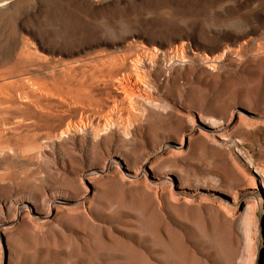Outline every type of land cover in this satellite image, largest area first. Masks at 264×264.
<instances>
[{
    "label": "rangeland",
    "instance_id": "374dc122",
    "mask_svg": "<svg viewBox=\"0 0 264 264\" xmlns=\"http://www.w3.org/2000/svg\"><path fill=\"white\" fill-rule=\"evenodd\" d=\"M0 9V264H264V0Z\"/></svg>",
    "mask_w": 264,
    "mask_h": 264
},
{
    "label": "bare ground",
    "instance_id": "6f19581e",
    "mask_svg": "<svg viewBox=\"0 0 264 264\" xmlns=\"http://www.w3.org/2000/svg\"><path fill=\"white\" fill-rule=\"evenodd\" d=\"M6 4V3H5ZM13 6H11V8H12ZM15 7V6H14ZM1 10V9H0ZM14 10V9H13ZM34 28V27H33ZM39 38V37H38ZM42 41V40H41ZM28 43V42H27ZM44 44V43H43ZM26 49V48H25ZM32 50V49H31ZM28 52V51H27ZM32 52V51H31ZM57 52V51H56ZM27 54V53H26ZM157 54V53H156ZM32 55V54H31ZM35 55H37V54H35ZM44 57H45V55H43ZM121 59V58H120ZM132 64V63H131ZM125 65V64H124ZM67 67V66H66ZM68 68H69V66H68ZM117 68V67H116ZM62 69V68H61ZM66 71V70H65ZM136 75V74H135ZM139 75V74H138ZM136 77V76H135ZM141 79V78H140ZM139 80V79H138ZM137 80V81H138ZM130 85V84H129ZM125 86V85H124ZM123 86V87H124ZM122 86H121V88H123ZM44 93V92H43ZM42 94V93H41ZM128 95V94H127ZM198 184V183H197ZM206 186V185H205ZM197 187V186H196Z\"/></svg>",
    "mask_w": 264,
    "mask_h": 264
}]
</instances>
